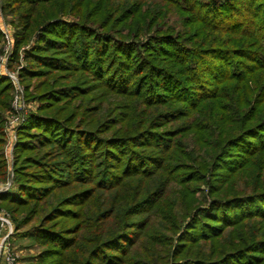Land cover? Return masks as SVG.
<instances>
[{
    "label": "trees",
    "instance_id": "16d2710c",
    "mask_svg": "<svg viewBox=\"0 0 264 264\" xmlns=\"http://www.w3.org/2000/svg\"><path fill=\"white\" fill-rule=\"evenodd\" d=\"M154 1L1 0L24 264H264V0Z\"/></svg>",
    "mask_w": 264,
    "mask_h": 264
},
{
    "label": "built area",
    "instance_id": "2783aa9c",
    "mask_svg": "<svg viewBox=\"0 0 264 264\" xmlns=\"http://www.w3.org/2000/svg\"><path fill=\"white\" fill-rule=\"evenodd\" d=\"M1 6V0H0ZM0 18L1 7H0ZM8 25L0 20V33L3 38L2 54L0 56V76L5 78L11 84L14 96L10 104L9 116L6 119L4 133L6 147L4 158L7 165V174L5 182H0V195L11 193L15 189L13 174V150L16 143L17 130L23 125L28 117V103L24 100V87L19 81V75L10 71L6 64L13 55L14 37ZM23 58V54H20ZM20 68V67H18ZM9 214L0 208V264H23L22 258L18 252L12 248L11 240L13 239L14 226L10 221Z\"/></svg>",
    "mask_w": 264,
    "mask_h": 264
},
{
    "label": "rangeland",
    "instance_id": "374dc122",
    "mask_svg": "<svg viewBox=\"0 0 264 264\" xmlns=\"http://www.w3.org/2000/svg\"><path fill=\"white\" fill-rule=\"evenodd\" d=\"M154 2H156V4H158L159 1L158 0H155ZM1 15H2V18H0V20L4 24L8 25L10 27V29H11L10 32H12V35L14 37V48H15V34H16V29H15V27L13 25V19H12V17L10 15L8 16L7 14H5L3 12V10H1ZM70 17H67V19H69ZM30 43H28L27 45H25L23 48L28 49L29 46H31ZM2 46H3V38H2L1 33H0V56L2 54ZM22 50H23L22 48L19 50V58H18L17 63L16 62L15 63L12 62V58H13V55H14V51H13V55L11 56V58L9 59V61L7 62L6 67L10 71L15 72L16 74L19 75V81L22 84V86L24 87V100H25V103L26 104L28 103L27 104L28 105L27 107L29 108V111H28V115H29V114H33V113L36 112L37 107H38V103L36 101H31V100H28L26 98V93L32 94L33 93V90H32L31 87H28L27 88L25 86V83L23 81H21L20 71L25 66L24 59L23 58H20V54H23L22 53ZM18 67H20V68H18ZM3 79H5V78H3ZM13 96H14V91H13V88H12V90L10 92V104H11V102L13 100ZM9 110H10V106H9V109H7L6 111L3 112V117H2V127H3V131L5 129L4 126H5L6 119L9 116V113H8ZM4 141H5V145H4V152H5V147H6L5 133H4ZM7 176H8V174L6 173V177ZM6 177H5V179L3 181H0V182H5ZM14 184H15V182H14ZM0 208L3 209V210H5L9 214V212L6 209H4L3 207H0ZM9 218L11 219L10 221L12 222V225L14 226V222L12 221V218H11L10 214H9ZM11 245H12V248H14L16 250V252H18L19 256L22 258V263L23 264L25 263V260H27V258H29L30 256H33L38 251V248L36 246H31L30 245V242H29V240L27 238L19 237L18 235H16L15 231H14V234H13V239L11 240Z\"/></svg>",
    "mask_w": 264,
    "mask_h": 264
}]
</instances>
